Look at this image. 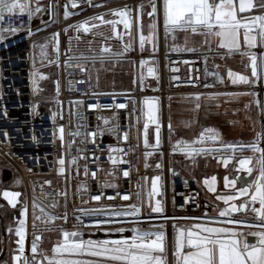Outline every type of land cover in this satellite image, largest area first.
<instances>
[{
    "label": "built area",
    "instance_id": "obj_1",
    "mask_svg": "<svg viewBox=\"0 0 264 264\" xmlns=\"http://www.w3.org/2000/svg\"><path fill=\"white\" fill-rule=\"evenodd\" d=\"M40 1L21 0L28 9L0 24L18 29L14 34L4 33L0 41V159L22 185L26 238L62 234V230L139 228L163 232L170 245L178 225L205 222L206 217L224 219L207 213L197 184L172 175L170 162H178L180 156L166 142L167 111L171 99L205 92V74L223 72L234 53L218 49L189 53L194 86H187L181 79L170 81L165 70L168 55L162 46L147 52L141 49L139 39L125 54L104 56L131 60L134 84L127 89L100 90L91 76V66L100 56L67 55L60 41L66 28L113 10L128 9L137 17L141 4L151 1L160 7L163 0H47L44 12L36 13ZM44 42V52H50L51 44L56 46V59L50 63L38 62L42 53L37 49L44 47ZM152 60L158 61L161 69L156 87L146 85L144 74L145 65ZM50 67L58 71V83L51 91L46 88ZM148 98L159 100L164 145L158 149L148 141L145 146L144 103ZM260 98L264 105V93ZM121 103L126 107L117 108ZM110 157L123 162L114 164ZM155 175L162 176L165 187L160 212L148 208V180ZM97 195L99 201L92 199ZM124 195L129 199L123 200ZM132 204L140 208L138 217L109 214L131 211ZM89 209L103 211H86ZM234 218L245 216L234 214ZM248 219L255 222L253 217Z\"/></svg>",
    "mask_w": 264,
    "mask_h": 264
},
{
    "label": "crops",
    "instance_id": "obj_2",
    "mask_svg": "<svg viewBox=\"0 0 264 264\" xmlns=\"http://www.w3.org/2000/svg\"><path fill=\"white\" fill-rule=\"evenodd\" d=\"M235 2L238 5V0H235ZM153 3L151 1L145 2L137 9L139 27L146 21H151L155 25L150 33L149 30H144L145 32L141 30V36L144 38L143 48L145 51L151 52L156 51L162 46L163 51L168 55L165 59V70L170 73V81L181 79L185 81L187 86H194V77L191 74L192 61L187 55L197 51L203 52L211 49L228 51V49L219 47V38L215 36L193 34L191 31L185 32L181 30L166 33L164 28L163 1L160 7L154 3L156 6L155 14H152ZM123 10H127L126 16H133L130 10L122 9L120 11ZM262 14L264 12L253 9L251 12H238V18L242 22L250 23V17ZM243 32L244 29H241L240 48L238 51H232L234 54L229 58L225 70L223 72L209 71L205 74L204 82L208 86V89L203 93L171 99L170 108L167 111L168 138L166 142L170 150L180 156L178 162H170L171 173L172 175L188 178L197 184L203 192L202 203L204 209L207 213L214 216H218L219 211L230 207L231 203L239 205L242 202V200H237L225 205L217 197L232 195L235 191L230 185L225 187L226 178L230 181L237 176L241 178L247 177L246 173L236 171L239 167L238 160L242 157L258 156V153L254 154L246 149L243 152H236L235 158L231 159V151L224 150L223 145H249L257 140L258 135L264 134V105L260 98L261 94L264 93V39L259 36L258 27L254 28L253 32L249 33V35L256 37L255 46L249 47L243 40ZM190 49H195V51H190ZM250 55L256 57L258 79L252 76ZM229 72L233 73L231 77L229 76ZM144 74L146 85L156 87L161 75L159 62L152 60L147 63L144 67ZM237 76L247 77L249 83L245 84L239 81L233 83V80ZM109 87V84H103V88L98 89L115 90L109 89ZM196 96L200 97L198 101L195 99ZM210 97L212 99H209ZM154 99L155 119L149 121L145 117V124H148V143L152 144L155 149H158L164 145V140L161 132L159 100ZM197 104H199V109H196ZM145 105L146 103H144V107ZM157 125H159L158 129ZM204 128L215 130V134L217 135L216 142L213 143L206 140L203 145L193 144V141L199 138ZM157 131L159 132V146L156 144ZM188 145H191L192 148H218L221 151L207 155H197L195 153L188 155L187 153L190 151L187 147ZM259 147L264 148V139L260 140ZM223 159H230V162L225 166ZM4 170L10 171L0 159V253L5 250L0 264H15L14 257L20 254L18 252L19 244L17 243L19 237L16 236L15 231L20 226L19 222L25 220V215L21 214L25 210V207L22 197V185L19 179L14 172L10 171L11 178L3 181ZM213 178H215L214 183ZM206 180L209 182L208 184H205ZM153 182H155V189L153 188ZM163 184L161 175H155L148 180V208L150 211H153L152 209L157 204L163 209L165 200H163L165 193ZM210 187L214 188V191H210ZM239 187L240 182L238 181L237 188ZM5 192L20 193V196L16 198L15 207H12L4 198L3 194ZM14 211H18V215L12 218L11 216ZM239 214L244 215V213ZM204 223L197 222L188 225H178L172 233L170 245L167 244L165 237V251L162 255L166 257V264H174L173 253L175 251V237L178 230H195L193 228L194 225ZM119 229H123L124 231L121 233L118 231ZM131 230L130 228H117L80 230L78 232L83 234L82 239L84 240L101 241L106 239H130L133 234ZM240 230L244 232L249 231L243 228ZM40 237L41 239L36 241L38 248L36 260L38 264H47L45 258L52 256V249L63 241V235L47 233ZM247 239L250 243L255 242V237L248 236ZM33 241L32 239L25 238L24 256L32 257L31 246ZM81 259L95 260L97 258L81 257ZM20 264H23V260L20 261ZM101 264H109V262L102 261Z\"/></svg>",
    "mask_w": 264,
    "mask_h": 264
},
{
    "label": "snow or ice",
    "instance_id": "obj_3",
    "mask_svg": "<svg viewBox=\"0 0 264 264\" xmlns=\"http://www.w3.org/2000/svg\"><path fill=\"white\" fill-rule=\"evenodd\" d=\"M73 6H76L73 4ZM100 6V5H96ZM27 3H22L21 0H0V24L11 17L17 11L21 14L28 9ZM164 9V28L165 32L181 30L191 31L193 34H202L206 36H215L219 38V47L228 49L229 52L239 50L240 48V30L244 29L243 40L249 47L255 46V36L249 35L253 32L254 28L258 27L259 36L264 39V14L250 17V23L242 22L238 18L239 13L251 12L257 9L264 12V0H238V5L235 0H163ZM39 9H37L38 11ZM156 13V6L153 3L152 14ZM114 15L125 17L127 10H117ZM68 13L65 12V18H68ZM31 16V13H29ZM92 19H99L102 23L115 25L117 21H104L103 16L93 17ZM125 29H128L130 24L127 19L123 20ZM88 22L77 25V29H83L84 32H89ZM171 26V28H170ZM96 27V25H92ZM155 27V25H152ZM17 28L8 26L7 28L0 27V41L4 38V33H16ZM140 47H144V38H140ZM110 49L105 47L102 49L104 53H110ZM195 51V49H190ZM243 54V53H242ZM120 55V54H113ZM105 59L104 56L100 57L101 62ZM252 76L258 77L256 57L251 56ZM143 63V62H142ZM151 71V70H150ZM233 73L229 72L231 77ZM237 81L242 83H249L245 76H237L233 83ZM207 86V85H206ZM195 99L198 101L199 96ZM209 99H212L210 97ZM148 106L147 117L149 121L155 119V105L152 101L146 100ZM117 108H125L126 106L121 103L116 105ZM199 109V104L196 105ZM107 123V121H105ZM145 135L147 134L148 124L144 125ZM159 125H157V129ZM64 129H60V139L63 140ZM78 133H73L77 135ZM95 135V133H93ZM127 136H125V140ZM217 135L215 130L211 128H204L199 135V138L193 141V144L203 145L205 141L216 142ZM264 139V134L258 135L257 140L249 145L244 144H226L223 145L224 150H230L232 153L231 159L235 158L236 152H243L246 149L258 156L242 157L238 160L239 167L237 172L247 174V177L241 178L237 176L232 180H225V187L229 185L235 190L232 195L218 196L217 199L223 201L225 205L230 204L237 200L242 202L237 205L231 203L230 207L219 211V217L224 219H214L206 217L204 224L194 225L195 230H178L175 237V251L174 264H264V148L259 147L260 140ZM159 132L157 131L156 144L159 146ZM145 146L147 147V139H145ZM190 151L188 155L193 153L210 154L213 152L221 151L218 148H192L191 145L187 146ZM112 151H118L113 149ZM110 159H112L110 157ZM112 162L122 163L112 159ZM230 162V159H223L225 166ZM63 165L65 161L59 160ZM75 163V161H73ZM87 173V169L85 170ZM255 173V175H254ZM63 174V168H61ZM95 176V173H92ZM127 176L128 173L124 172ZM240 182V187L237 188V182ZM215 178H213V183ZM209 182L206 180L205 184ZM155 189V182H153ZM214 191V188H209ZM4 198L12 207L16 206V198L20 193L5 192ZM243 198V199H242ZM92 199L99 201V195L92 197ZM113 199V197H108ZM123 200H128L129 196L124 195ZM258 205V207H257ZM35 207V205H34ZM131 211L123 212H110V215L115 216H132L138 217L140 215V208L132 204L129 206ZM154 212L162 211L159 204L152 209ZM41 211H43L41 209ZM89 212H101L102 209H89ZM244 213L245 219H236L234 214ZM26 215V209L21 213ZM248 217H253L255 222H249ZM49 219L55 220V217ZM67 221V216L63 217ZM77 220L80 218L77 217ZM177 219V218H173ZM139 223L140 221H135ZM20 226L16 229L15 234L19 237L17 243L19 244V255L14 257L15 264H36V256L38 255V248L36 241L40 240V236H36L32 242L31 253L32 259L29 260L24 256L25 252V221L19 222ZM224 225H231L232 227H225ZM248 229L244 232L240 229ZM255 229V231H252ZM11 231V230H9ZM121 233L123 229H119ZM131 238L112 239V240H84L82 233L78 231H63V241L58 243L52 249V256L46 257L47 264H101V262H109V264H166V257L162 254L165 251L163 232H142L139 228L132 229ZM248 236L255 237V242L250 243L247 239ZM81 257H95V260H85Z\"/></svg>",
    "mask_w": 264,
    "mask_h": 264
},
{
    "label": "rangeland",
    "instance_id": "obj_4",
    "mask_svg": "<svg viewBox=\"0 0 264 264\" xmlns=\"http://www.w3.org/2000/svg\"><path fill=\"white\" fill-rule=\"evenodd\" d=\"M46 4L47 0H41L36 5V13H40L39 11L44 12L47 7ZM37 9L39 10L37 11ZM115 11L116 10H113L110 13L101 15L103 16L104 21L118 22L115 25V30H113V25L102 23L99 19L92 18L81 20L66 28L60 40L62 41L65 53L67 55H96L100 57L110 54H125L132 48L134 43L140 39L142 31L145 32L144 30H149V33L152 31V25H154L153 22H143L142 26L139 27V22L137 23L138 20L136 21L137 17L132 15L129 17H120L113 14ZM124 19L129 21L130 26L128 29H125L124 27ZM85 21L88 22L87 26L89 27V32L87 33L84 32L82 28L78 30L77 27H75L83 24ZM92 25H96V27H92ZM145 35L147 36V34ZM55 42H57V40ZM44 44V47L37 49L42 53V55H39L38 62L50 63L56 59V46L55 44H51V50L47 53L46 51L44 52L47 43L44 42ZM105 47H108L111 50L110 53L102 52V49ZM46 73V88L51 91L58 83V71L55 67H50L47 69ZM91 76L96 82L98 88H103V84H109V89L130 88L134 84L135 70L131 60L105 58L103 62L99 59L92 64ZM147 100L155 103L154 98H148ZM144 112L145 117H147V104L144 107ZM13 176L15 175L13 174ZM164 199L165 193L163 196V200Z\"/></svg>",
    "mask_w": 264,
    "mask_h": 264
},
{
    "label": "water",
    "instance_id": "obj_5",
    "mask_svg": "<svg viewBox=\"0 0 264 264\" xmlns=\"http://www.w3.org/2000/svg\"><path fill=\"white\" fill-rule=\"evenodd\" d=\"M10 178H11V172L9 170H4V172H3V181H7ZM17 215H18V211H14V213H13V215L11 217L13 218V216H17ZM210 218L221 219V218H218V217H210ZM203 221H206V218H204ZM4 254H5V250L0 253V260L3 259Z\"/></svg>",
    "mask_w": 264,
    "mask_h": 264
}]
</instances>
